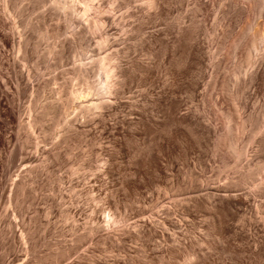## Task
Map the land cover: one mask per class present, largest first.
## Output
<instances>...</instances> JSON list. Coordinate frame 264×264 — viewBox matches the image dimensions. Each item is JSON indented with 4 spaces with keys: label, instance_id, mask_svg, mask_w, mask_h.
<instances>
[{
    "label": "rangeland",
    "instance_id": "374dc122",
    "mask_svg": "<svg viewBox=\"0 0 264 264\" xmlns=\"http://www.w3.org/2000/svg\"><path fill=\"white\" fill-rule=\"evenodd\" d=\"M131 1L95 0L97 2L96 4L100 3L104 16H109L114 19V23L106 25V29L110 41H116L113 46L114 49L119 48V57L120 61L124 64L123 66L128 69L134 66V63L135 66L137 63L140 64L135 67V70L129 72L128 80L126 79L121 86V94L110 96V101L115 104L113 108L104 109V123L98 122L101 119L99 116H93L94 121L90 123L91 127L88 126V119H84V122L83 119L79 121L78 124L82 128H79L78 132L84 130V134H74L69 143H63L59 148L62 153L61 158H50L46 164L43 150L44 147H50L52 150L50 143L54 140L45 141L44 131L51 124V120H47L43 115H40V119L37 116L39 113H43L42 105L46 104L48 97L54 95L52 101L58 103L62 101V97H67V92L72 89V86L74 88L79 86L78 80L71 78L74 77V66L83 64L84 62H91L92 59L89 57L91 53L87 54L86 57L88 59H82L80 61L70 51V49H76L80 45L84 47V43L78 41L80 37H74L76 41H72V37H68V39H62L60 37V43H58V40L56 41V35L58 33H64V27L66 25H64L62 13H54L50 4L46 6V9H48L46 11L44 7L39 5L38 0H0V264H43L40 258L46 256L51 249L54 250L56 247L65 249L68 253L54 264H86L88 261H90V264H95L96 262L106 264L108 261H104V257L100 255V251H104L106 247H108L106 249V255H120V257L127 255L131 259V261L128 260V264H136V260H144L143 247H140L142 246V242L135 238V229H137V224L140 221L143 219L145 221L152 219L149 222L152 223L153 220L157 222L161 217L165 216L160 207H167V205L173 207L177 201L188 197L189 194L187 193L198 190L202 185H213L216 188L220 184H225L228 179L237 178L240 169L245 170L248 165L250 167H256L259 161H263L264 163V140H261V136L253 137L257 124L256 121L264 111V63L262 64L263 67H260L258 70V72L261 71L260 73H263H258L262 78L260 77L261 79H259L258 75L257 80H255L256 82L253 83L254 85L252 84L253 86L251 85L249 88L245 86L246 83L241 75L242 70H244L243 64L245 63L244 54L246 50H240L239 47L238 50H233L237 48V45L232 42L229 43V46L231 44L230 47L228 46L229 49L227 48L219 54L221 56H218L220 65L217 68L209 64L210 61L208 62L206 60L208 56L205 55L206 59H204L205 56L202 55L206 63L204 61L203 66L197 65L194 67L197 71L194 69L196 74L191 76L187 73L188 66L185 63H188V57H185L188 54L185 51L188 50V44H190V41L187 40L188 33L186 31L187 25L191 21L190 15L194 13L197 28L195 32V36L197 33L196 40L192 43H195V45L202 44L205 47V51L213 53L217 49L221 33L235 19L238 9H240V16L243 17L246 14L244 10L245 0H234L236 2L232 1L231 6H229L230 4L226 6L227 13L223 25L217 26L220 30L218 28L216 29V25L211 17L213 12L211 11V1V3L209 2L204 5L201 0H197L198 2L196 0H162L160 2L162 4L158 6L159 8L145 7L146 4L140 0L138 2ZM240 1L244 6L242 3L240 4ZM200 5L203 7L201 8ZM190 10L194 11L190 13ZM256 16L252 17L251 15L253 22L254 19L256 21ZM146 17L149 18L147 19ZM28 21H31L36 27L34 29L28 27ZM119 21L125 23V28L119 25ZM85 25L86 21H84L82 27H85ZM46 27H48V41L38 40L44 39V35H40L39 37V35H35L34 33L46 31ZM99 38L97 36L93 40L92 37L88 38L90 39L92 51H98L96 49V39ZM47 47H50V49L58 47V51H54L48 57ZM76 51H80V49H76ZM106 51H112V48L110 49L108 47ZM103 53L104 51L100 54ZM241 55L244 57V60ZM256 57L258 64L261 60L259 56ZM144 66L147 67V71H144ZM198 68L202 70H198ZM236 74L238 78L235 77ZM208 80L209 83H207ZM127 82H129L128 85ZM80 83L82 82L80 81ZM193 84L194 86L196 85L195 89L197 88V90L194 89ZM59 89H62V95L56 94ZM133 101L134 103H132ZM178 105L179 107L177 108L176 106ZM70 109L74 111V114L69 116L73 119L78 108L75 109L74 105H71ZM181 115L188 118V121H186L188 123L185 122L186 124L183 123L177 126L169 125L173 117H180ZM142 116L144 119H142ZM195 117L198 119L196 120ZM34 118L38 119V123L40 124L36 125L33 131H31V135H29L27 130L23 128L24 125L20 127V123L22 121L26 123L29 120L30 123H34L32 121ZM122 118H124L123 120L126 119L125 121L128 120V122L131 121L134 123L135 121L137 124L132 127L123 125L120 123ZM190 118L192 121L194 118L193 124L189 121ZM139 119L144 121H140ZM145 120L146 123L148 122V125L151 121H159L163 126L158 129L159 131H154L155 128H152V130L146 126V123H144ZM196 121H198V125L195 126ZM199 121L202 122V125L204 123L203 127L199 125ZM189 122L191 126L188 125ZM152 124L151 122L149 126L153 127ZM208 125L211 126H209V129L211 130L212 128V132H206L209 130L205 126ZM199 126L202 127V130ZM104 127L108 131L110 129L111 132L109 131V135L112 134L115 137L112 135L103 136L101 133L104 132ZM88 129L91 131L88 132ZM183 129L187 131H185V134L183 133ZM130 131L134 133V143L131 142L133 139L128 136V133H131ZM122 132L123 135L121 134ZM181 132L183 133L182 135ZM178 133L182 137L184 135L183 139H186L181 140L182 137ZM177 136L178 138L180 137V140ZM252 137L254 141L251 142ZM118 138L128 144L122 149V152L120 149L113 147V141ZM123 138L128 139L124 141ZM244 146H246L247 155L239 158L237 152ZM127 147H131L130 151ZM100 148H104V150H98ZM107 149L112 152L114 150L118 152L117 154L114 151V160L112 161L114 165L108 160ZM165 149L166 151H164ZM93 150L94 153H92ZM151 155L160 157V159L158 158L159 162H161L159 165L164 167H162L163 177L152 166V168L150 167L149 160L150 157L151 159L153 157ZM116 158L117 160H115ZM84 159L89 160L93 165L98 167H106L108 164H111L108 166L117 169H113V173H115L111 176L114 177L110 178V175H103V179L101 180L89 177V183L86 184L83 179V174L80 173L82 175L80 179L75 175L72 176L69 171L70 164L74 163V167H76V165L82 164ZM138 159L139 161L141 159V161L139 162ZM116 161L119 164L122 163V166L117 165ZM147 161L149 162L150 169L148 168ZM87 168L88 166L86 170H88ZM119 169L122 170L123 174ZM129 169L131 170L129 171ZM123 170L127 171L128 174L126 175L127 172L125 173ZM130 172L132 175H129L131 174ZM88 173L92 175L93 171L88 170ZM117 173H121V176ZM135 173L137 174L135 175ZM138 174L140 175L138 176ZM147 176L148 179L151 178L148 184L151 185V182L153 183L148 187V184L144 185L148 182ZM137 177L144 186L139 183V179H136ZM152 178L154 179L153 181ZM60 179L61 183L59 182ZM104 180L110 183H102ZM129 180L136 181V184L139 183V186H137L138 189L142 190V193L137 189L136 194L134 193L135 197L134 194H130V192L128 194L127 191L122 190L124 183ZM158 180H160L162 185L159 184ZM157 181V186H155ZM173 181L180 185L182 191L178 189L165 190ZM117 182L118 184L121 183L119 185L122 186L119 187ZM164 182L167 184H163ZM102 184H108V186L115 185V192L118 195L114 193L113 198L118 199L119 204H123L120 205L121 209H118L119 212H117L118 210H110L105 205L104 198L107 196L105 194H109V192L102 190L104 189ZM116 186L118 187L116 188ZM141 186L145 188L142 187V189ZM88 187H94L96 189L93 192V196L96 195L94 197L97 202H92L86 193L87 190L85 189H88ZM249 187L245 188V191L244 189L243 191L236 189L235 192L245 194L249 190ZM61 188L62 192H60ZM120 190L124 191V193ZM72 191H76V193H72ZM120 193L122 195L126 194V197H124L126 200L123 196H120L121 198L119 197ZM251 193L253 192L251 191ZM137 194H140L141 197L145 196V198L141 199L140 195ZM200 194L202 195V193ZM263 194L264 191L261 193L258 192L255 196V202H258L256 204H259L262 210H264ZM178 195L179 197H177ZM152 196H156L155 199L151 198ZM196 196L198 197V195ZM196 196L193 195V197ZM71 200L74 201L73 204H69ZM140 200L144 202H140ZM157 200L160 203L159 206L155 205ZM124 203L127 204L125 205ZM184 203L178 207L179 210L181 209L179 214L183 215V219L179 217V214L175 215L174 219L179 226L178 229L181 231L179 230L178 232L176 228L174 231L169 230L168 233L170 235L174 233L171 236L176 237V234L178 236V233L181 232L183 235L186 234L185 236L188 238L206 235L210 222H212L209 221V219L212 220V217H210L208 208L204 206L202 207L203 209L200 208L201 211L199 209L194 214L189 215L186 214L183 207L187 203L189 204V199ZM52 205L50 215H44V210ZM131 205L134 206V209ZM68 207L75 211V215L73 213L74 222L72 220H70L72 222H66L64 219H58L60 209L66 210ZM124 208H128V214L131 213L129 216L130 219L122 220V216L125 214ZM140 208H147L148 213L145 216L134 214ZM94 213L99 215H102V213H108V215L115 214L116 217H121V219L112 221L108 229H100L92 236L86 235L87 231H84L83 227H78L76 233H74V239L82 242H79L74 247V250L70 251V245H72L69 241L70 235H66V229L62 225H73V223L76 225V221L80 223V221L87 219V217H90ZM251 213L252 216L244 212H240L236 217L228 216L229 219H226V223H229L228 229L230 232L227 239L221 240L218 238L221 247L220 250L211 249V246H209L210 243L201 245L199 248L202 250V252L200 250V257L204 260L200 259V264H205L202 263L203 261H206V264H214V262L215 264H264V224L253 210H251ZM245 216H251L249 223L250 232L253 235L252 239H248L245 233L241 232L243 225L240 224L243 223ZM32 224L37 229H34ZM28 225L32 227L30 232L32 231L34 237H36V247H30V243H26V239H24V233L22 231H24L25 227L28 229ZM90 225H96V222H92L90 219ZM150 226L148 227H152V229L153 227L160 229L154 223ZM84 227H86V223H84ZM117 227H124V233H126L127 237L132 235L131 237L133 238L134 236L135 238L132 239L129 236L130 238L128 237V239L130 240L125 241L123 244L120 243V249L122 248L120 252L113 250L116 246L114 244L117 243L116 240L120 237V233L116 231ZM239 231L241 234H236ZM240 235H243L247 240L245 239L243 241L244 238L242 239L243 236ZM42 239H46V241H42ZM64 239H66V245H64ZM156 240L159 241V239H155L153 241L154 243L152 242L154 246L157 244ZM222 245H231V248L237 254L220 252L222 251ZM96 249H100V251H96ZM128 257L127 259H129ZM207 257H210L213 263ZM110 261L112 260L110 259Z\"/></svg>",
    "mask_w": 264,
    "mask_h": 264
},
{
    "label": "bare ground",
    "instance_id": "6f19581e",
    "mask_svg": "<svg viewBox=\"0 0 264 264\" xmlns=\"http://www.w3.org/2000/svg\"><path fill=\"white\" fill-rule=\"evenodd\" d=\"M38 1H39V5L41 7H44V9H46V6L48 4H50V7L54 10V13H62V17L64 18V25H66V27H64V33H58V35H56V41L58 40V43H60V37H62V39H68V37H72V41H76V39H74V37H80V39H78V41H80V43H84V47H82V45H80V47H76V49H80V51H76V49H70V51H72V53H74V55H76V57H78V59H80V61H82V59H88V57H86L88 53H91V55L89 57H90V59H92L91 62H84L83 64H79V65L74 66V70H73L74 71V77H71V78L72 79L75 78L78 80V85H79L78 87H80V88L78 89V87L74 88V86H72V89H70L67 92V97H62V101H60L58 103H56L55 101H52V97H54V95H52V97H48L46 99V101H47L46 104L42 105L43 113H39L37 116L38 119H40V115H43L44 117H46L47 120H51V124L44 131V140L45 141H47V140L53 141L54 140L52 143H50L52 150L50 147H44V150H43V153L45 154V156H44L45 160L44 161H46V164H47V162L49 161L50 158H55V159L61 158L62 153L59 150V148L61 147V145L63 143H66V144L69 143V141L72 139L74 134H76V135L84 134V130H82L81 132H78L79 128H82L78 124L79 121H82V119H83V122H84V119H88V123H89L88 126H90V123L92 121H94V117L99 116L102 120L100 119L99 121L98 120L97 121L99 123H104L103 122L104 121V119H103L104 109L113 108V106L115 104L112 101H110V99H109L110 96L111 95L117 96V95L121 94L120 93L121 86L123 85V83L125 82L126 79L128 80L127 77L129 76V72L130 71L132 72L133 70H135V67L140 63H137L136 66L134 63V66L130 65L131 67L128 69L125 68V66H123L124 64L122 63V61H120V57H119V55H120V51H118L119 48L114 49V46H113L116 41H114V42L110 41V39L108 37V31L106 29V25H109V23L110 24L114 23V19L109 17V16H104L103 11L100 7V3L96 4L97 2H95V0H38ZM140 1H142V3L146 4L145 7L148 6L150 8H155V7L159 6V4L162 0H140ZM201 1L204 3V5L208 4L210 1L212 2V5H211L212 10L211 11H213V12H212L211 17H212V20H213L214 24L216 25V29H217L219 26L223 25V21L225 19V15L227 13L226 6H228L229 4H230L229 6H231L232 1H234V0H213V1L212 0H201ZM134 2H138V0H134ZM234 2H236V1H234ZM128 3H129V1H128ZM203 3H201V4L203 5ZM241 3L242 2L240 1V4ZM245 3H246L245 6L243 5V3H242V5L245 7L244 10H245L246 14H244V13L243 14L246 16L244 17V15H243L244 18L242 16H240L241 15L240 9H238L237 16L235 17V19L231 23H229L227 25L226 30L221 33L220 41L218 43L217 49L213 53L205 51V47L202 46V44L199 45L198 43H196L198 45H195V43L194 44L192 43L196 40L197 33L195 36V32H196L197 28H196V23H195L196 18H194L195 17L194 13L192 15H190L192 17V18L190 17L191 21L187 25V28L185 27L188 34L183 30L187 34V38H188L187 40L190 41V44H188L189 46L187 45L188 50H186L187 46L185 49L186 50L185 52L188 54L185 56V57H188V63L185 62L187 64L186 66H188L187 67L188 68L187 73H189L191 76H194L196 74L195 71H197L194 67H196L197 65L204 64V61H205L204 59H206V56H208L206 60H208V62L210 61L209 64H211L217 68L220 65V60L218 58L221 56L219 54H221L224 50H226L229 46V43L232 42V43L237 45V48L233 49V50H238V47L240 50H246V53L244 54L245 55V63L244 64L242 63L244 65V70H242V72H241V75L244 78V82L246 83L245 86L247 88H249L254 82H256L255 80H257V78H258V75H259L258 73L261 72V71L258 72V70L260 67H263L262 64L264 63V0H245ZM234 5H236V4H234ZM202 7L203 6H201V8ZM237 7H238V5H237ZM52 9H50V11H52ZM193 9H195V8H193ZM242 10H243V8H242ZM46 11H48V9H46ZM192 11H194V10H192ZM192 11L190 10V13ZM253 14H256L257 16L253 15ZM196 15H198V14H196ZM251 15H252V17L256 16L258 19L255 17L256 21L254 19V22H253L252 21L253 18L251 17ZM150 19H153V18H150ZM84 21H86V25H85V27H82V25H84ZM147 21H149V20H147ZM50 23H52V21H50ZM119 25H121L124 28L126 26L125 23L122 21H119ZM27 26L30 27L31 29H34V27H36L35 25H33L31 23V21L27 22ZM184 26H186V25H184ZM201 28H203V27H201ZM129 29H130V27H129ZM200 30H202V29H200ZM79 33H80V35H78ZM34 34L39 35V37H40V35H44V39H38V40L48 41V37H49L48 27H46V31H40V33H34ZM124 34L126 35V33H124ZM95 36H97V38L100 37L99 39H96V49H98V51H92V47H90V39H88L89 37H92V40H93V38ZM179 44H181V43H179ZM234 44H233V46H234ZM177 45H175V46H177ZM230 46H231V44H230ZM108 47L110 49L112 48V51H106V49H108ZM115 47H116V45H115ZM20 48H21V46H20ZM46 49H48V57H50V55H52V53H54V51H58V47H54V49H50V47H47ZM102 51H104V53H103L104 55L100 54V53H102ZM175 54H176V52H175ZM232 54H233V52H232ZM183 55H185V54H183ZM202 55H204V56L206 55L205 58L203 57L204 59L202 58ZM256 56H259L260 58L259 57L258 58L261 60L258 62V64L256 62V59H257ZM48 57H45V58H48ZM185 57H184V59H186ZM241 57H242V55H241ZM243 58L244 57H242V59ZM243 60H241V61H243ZM205 63H206V61H205ZM173 64H174V62H173ZM199 68H198V70H202ZM201 68H203V67H201ZM143 69H144V71L145 70L147 71L146 66H144ZM148 69H150V68H148ZM194 69H195V71H194ZM211 69H213V67H211ZM242 69H243V67H242ZM141 71H143V70H141ZM140 73H142V72H140ZM233 73H235V72H233ZM134 74H136V73H134ZM260 74H263V73H260ZM97 76H99V77H97ZM235 77H237V74ZM260 77L261 76L259 75V79L262 78V77L261 78ZM130 78H132V77H130ZM195 78H196V76H195ZM237 78H236V80H237ZM134 79H135V77H134ZM193 79H191V80H193ZM71 80H70V85H71ZM80 81L82 83H80ZM191 82H193V81H191ZM128 83L129 82H127V85H128ZM194 83H196V82H194ZM207 83H209V80ZM193 86H194V84H193ZM195 86H194V89H195ZM197 86L199 87V85H197ZM195 90H197V88ZM240 92L242 93L241 90H240ZM56 94L62 95V89H59L56 92ZM132 103H134V101ZM173 104L177 105L176 103H173ZM71 105H74L75 109L78 108V109H76L77 113L74 115L73 119H71L69 117L70 115L74 114V111H72V109H70ZM169 105H171V104H169ZM176 107L178 108L179 105ZM174 111H175V109H174ZM171 112H173V111H171ZM181 116H180L181 118L178 116H177L178 118L173 117L171 119L170 124L169 123L168 124L177 126V125H181V124L185 123L186 121H188V118L186 116L185 117H183V115H181ZM188 117H190V116H188ZM38 119H36V118L32 119V121H34V123H30V120H29L28 122H26L28 124L24 123V121H22V119H20V121H22V123H20V127H22V125H24L23 128L27 130L29 135H31V131H33V128L36 125L40 124V123H38ZM97 119H98V117H97ZM123 119L124 118H122V121L120 119V121H121L120 123H122L123 125H128V126L132 127L135 124H137L134 120H132V121H134V123H133L131 121L128 122V120L125 121L126 119L125 120H123ZM142 119H144V117ZM195 119L197 120L198 118L195 117ZM139 120L144 121L141 119H139ZM189 121H191V123H192L194 121V118H193V121L191 118L189 119ZM263 121H264V111H263V113H261V116L256 121L257 124H256V128H255L254 134H253V137L261 136L260 137L261 140H264V122ZM151 122L153 123L152 124L153 127L149 126ZM151 122L148 125V122L146 123V120H145L144 123H146V126H148L150 129L155 128L154 131L160 129V127L163 126V124H161L159 121L158 122L151 121ZM200 122L201 121H199V125H201L203 127L204 123L202 125V122L201 123ZM118 123H116V124H118ZM139 123L141 124V122H139ZM186 123H188V122H186ZM207 124H209V123H207ZM207 124H205V125H207ZM188 125L191 126L190 122ZM196 125H198V121L195 122V126ZM209 126L210 125L205 126V127H208L207 130H209L206 132H212L211 131L212 128L210 130L209 128L211 126L210 127ZM18 127H19V125H18ZM131 127H129V128H131ZM199 127H197V128H199ZM202 127H200V129ZM133 129H134V127H133ZM87 131L90 132L91 130L88 129ZM109 131H110V129H109ZM109 131H108V129H106L104 127V132L101 134L103 136L104 135L107 136V135H109ZM172 131L174 132V130H172ZM185 131L186 130H184V132L183 131L182 132L185 134L187 132V131L186 132ZM182 132H181V135L183 134ZM121 134L123 135V132ZM174 134H176V133L174 132ZM111 135L112 134H110L109 136H111ZM178 135L181 136L179 133H178ZM128 136H130L131 139H133L134 133H132V132L128 133ZM113 137H115V136H113ZM123 137H126V136H123ZM137 137H139V136H137ZM183 137H184V135H183ZM183 137L181 140L186 139V138L183 139ZM186 137H187V134H186ZM221 137H222V135H221ZM253 137L250 140L251 142L254 141ZM172 138H173V136H172ZM177 138H178V136H177ZM219 138H220V136H219ZM123 139H124V141L127 140L125 138H123ZM178 139L180 140V137ZM129 140H130V138H129ZM133 141H135V139H133L131 142H133ZM157 141H158V138H157ZM131 142H130V144H132ZM170 142H171V140H170ZM178 142H180V141H178ZM259 142H260V140H259ZM113 143H114L113 147H116L115 149H120L121 152L123 151L122 149L128 145V144L124 143L122 140H120L119 138L115 139L113 141ZM127 143H128V141H127ZM167 143H169V142L167 141ZM183 143H185V142L183 141ZM163 145H165V144H163ZM131 147L133 148V146H131ZM131 147H129V148L127 147L129 149V151H130ZM160 148H162V147H160ZM182 149H184V148H182ZM187 149H188V146H187ZM98 150L103 151L104 148H100ZM125 150H127V149L125 148ZM107 151H108V157H109L108 160H109V162L111 161V163H112V161L114 160V151L115 150L112 152L111 150L107 149ZM164 151H166V149ZM92 153H94V150L92 151ZM116 153L118 154V152H116ZM237 153H238L237 155L239 158L246 156L247 155L246 146L242 147ZM166 154H167V152H166ZM169 154H170V152H169ZM116 156H118V155H116ZM151 156H153V155H151ZM158 158L160 159V157H157L155 155L152 157V159L150 157V160H149V157H148V160L150 161V163L147 161V164L148 163L151 164L150 167L152 166L156 170V172L158 171L157 173H159L161 175L164 167L159 165V163L161 164V162H159ZM85 160L86 159L83 160L82 164L76 165V167H78V168L74 167V163L70 164L69 171H70V174L72 176L75 175L76 177H78V179H80V177H82V175H80V173L83 174L84 175L83 179L85 180L86 184L89 183V181H88L89 177H91L92 179L96 178V179H100V180L103 179V177H102L103 175H110L109 176L110 178L114 177L111 175L112 174L114 175L115 172L113 173V169H115V168H111V166H108V165H111V164H108V162H107L108 165L106 164L107 165L106 167H98L96 165H93L89 160H86V161ZM115 160H117V158ZM138 161H139V159H138ZM140 161H141V159H140ZM76 163H78V161H76ZM116 163H117V161H116ZM257 163H259V164L256 165V167H250V165H248V167L245 170L240 169V172H239V175L237 178L235 177V178L228 179L225 184H223V185L220 184L222 186L218 185V187L214 188L213 185H210V186H205V185L203 186L202 185L199 187L198 190H193L192 193H187V194H189V196L186 198H182L179 201H177V203H175V205H173V207L171 205H167V207H160V209H162L161 211H163L162 212L163 215H165V216L161 217L160 220L157 219L158 220L157 222H154V220L152 222V223L156 224L160 229H157L154 227L152 229V227H151L152 223L149 222V221H152V219H150V217H152V215H150V217H148V219H150L149 221L148 220L145 221L142 218L143 220L140 221V223L137 222L138 224H137V229H135L136 230V232H135L136 237L135 238L142 242V246H140V247H143V252H144L143 258H144V260H142V261L136 260L134 257V259L136 260V264H200L201 260H204V259H201V257H200L201 256V253H200L201 249H199V248L201 247V245H203L204 243H210L209 246H211V249L220 250L221 247H220V243L218 242L219 241L218 238L221 240L225 239V238L227 239L229 232H230L228 229L229 223L228 224L226 223V219H229L228 216L236 217L240 212H244L245 214H248V215L250 214L252 216L251 210H253V212H255L258 215L257 217L260 219V221H262V223L264 224V210H262L259 207V204H256L258 202H255V196L258 194V192L261 193L264 191V163H263V161H259ZM118 164L119 163H117V165ZM149 164H148V168H149ZM85 165H86V167L88 166V168H87L88 170L93 171L92 175H90V173H88V170H86ZM119 165L122 166V163H120ZM122 168L124 169V167H122ZM128 168H126V169L128 170ZM115 170H117V169H115ZM119 170H121V169H119ZM130 170L131 169H129V171ZM138 171H139V169H138ZM138 171L136 170L137 173H138ZM142 171H144V170H142ZM124 172L126 173L127 171H124ZM121 173H122V170H121ZM137 173H135V175ZM120 174H118V175H120ZM127 174H128V172L126 173V175ZM129 175H132V173ZM139 175L140 174H138V176ZM175 175H174V177H175ZM145 176H146V174H145ZM154 176H156V175H154ZM143 177H144V175H143ZM162 177H163V174H162ZM121 178H120V180H121ZM129 178H130V176H129ZM153 178H152V181L154 180ZM136 179H139V178L137 177ZM147 179H148V176H147ZM147 179H146V181H147ZM150 179H148V182H146L144 185H147L149 183ZM163 179H162V181H163ZM105 181L106 180L102 181V183L103 182L104 183H110V182H107V181L105 182ZM110 181L112 182L111 179H110ZM140 181L141 180L139 179V183H140ZM158 181H159V184L162 185V183H160V180H158ZM158 181L155 183V186H157L156 184L158 183ZM174 181L172 182V184L170 186L167 185L168 187L166 186L167 188L165 187L166 188L165 190L178 189L179 191H182V189L180 188V185L176 184ZM189 181H191V179H189ZM59 182L61 183V179L59 180ZM113 182H114V179H113ZM135 182L130 181V180L128 182L126 181V183H124V185L122 187L123 188L122 190L127 191L128 194H129V192H130V194L131 193L136 194L139 183H138V181H137L138 184H136ZM165 183L166 182H164L163 184H165ZM170 183H168V184H170ZM117 184H118V182H117ZM119 184H121V183H119ZM152 184L153 183L151 182V185ZM111 185H112V183H111ZM141 185H143V184H141ZM151 185L148 184L147 187L151 186ZM21 186H23V185L21 184ZM103 186H104V189H102V190H104L105 192L106 191L109 192V194L108 193L105 194V195H107L104 198L105 205H107L108 209L117 211L120 208V205H123V204H119V202L117 201L118 199L116 200L113 198L114 193L117 194L115 192V190H116L115 187L114 186H108V184L107 185L102 184V187ZM120 186H122V185H119V187ZM143 186H141V188ZM249 186H252V187H249ZM117 187L118 186H116V188ZM247 187H249V190L246 191L247 193L244 192L245 194H243V193L238 194L237 192H235L236 189H239V190L241 189L242 191L244 189V191H245V188H247ZM143 188H145V187H143ZM162 188H164V187H162ZM119 189H121V188H119ZM85 190H87L86 193L89 195L92 202H97L96 198L94 197L96 195L93 196V192L96 189L94 187H88V189H85ZM122 190H120V191L124 193V191H122ZM139 190L140 189H138V191ZM165 190H164V192L167 193V191H165ZM251 191L253 193H251ZM60 192H62V188H61ZM72 193H76V191H72ZM72 193H70V195H72ZM140 193H142V190H140ZM200 193H202V195ZM120 194H119V197L120 196H123V198L126 197V194H124L125 196L122 195V193H120ZM135 194H134V196H135ZM192 194L194 196L198 195V197L197 196L193 197ZM137 195H140V194H137ZM199 195H201V196L199 197ZM244 195H246V196H244ZM156 196H158V195H156ZM156 196H154V197L152 196L151 198L155 199ZM263 196H264V194H263ZM140 197H141V195H140ZM177 197H179V195ZM143 198H145V196L141 197V199H143ZM252 198H253V202H252ZM124 199L126 200V198H124ZM146 199H148V198H146ZM188 199H189V204L187 203V205H184V206L182 205L184 207V211L186 212V214L192 215V214H194V212H197L200 208H202L204 206H206L208 208L210 217H212V220L209 219V221H212V222H210V226L208 227V232L206 233V235H203L200 237L188 238L187 236H185L186 234L183 235L181 232L178 233V236H177L176 231H175L176 237L171 236L172 234L174 235V233H172L170 235L168 233V231L169 230L174 231L176 228L177 229L179 228L176 221H174L175 215H178L179 212H181L180 211L181 209L179 210L178 207L181 206V204H183L185 201L187 202ZM132 200H133V198H132ZM127 201H130V200H127ZM142 201L143 200H140V202H142ZM121 202H122V200H121ZM73 203H74L73 200H71L69 202V204H73ZM155 205H157V206L160 205L158 200H157V203ZM127 206H130V205H127ZM131 206H133V205H131ZM52 207H53V205L48 206L44 210L45 211L44 215L49 216L51 213ZM107 208H105L106 211H108ZM127 209L128 208H124L125 214H124V216H122L123 217L122 220L130 219L129 216L131 213L128 214ZM133 209H134V206H133ZM133 211H132V213H133ZM200 211H201V209H200ZM74 212H75L74 209L71 210V208H69V207L66 210L60 209V212L58 213V219H64L66 222H69L70 220H72L74 222V215H75ZM117 212H119V210ZM73 213H74V215H73ZM147 213H148L147 208H140L134 214L145 216ZM88 215H90V213H88ZM119 216H120V213H119ZM170 216H171V218H170ZM251 216H249V217L245 216L243 218V223L240 224V225H243V230L242 231L240 230V231L242 233H245V236L248 239L253 238V235L250 232V223H249ZM179 217H181V219H183V215L179 214ZM90 219L92 222H96V225H90ZM118 219H121V217H116L115 214L114 215H108V213H102V215H99L97 213L96 214L94 213L90 217H87V219H83L82 221H80V223H78V221H76V225H74V223H73V225H62V227H64V229H66V235H70L69 241H70V243H72V245H70V251L74 250V247H76V245L79 242H82V241H78V239H74V233H76V229H78V227H83L84 231H87L86 235L92 236L94 233H96L100 229H108L111 226V222L112 221H118ZM72 221H70V222H72ZM84 223H86V227H84ZM226 224L228 227L226 226ZM148 226H150L151 228H149ZM32 227H34V229H37V227L33 224H32ZM32 227H30V225H28V229H26V227H25V229H24V231H22V233H24V239H26V243H30V247H36V243H37L35 240L36 237H34V233H32V231L30 232V229H32ZM112 227H113V225H112ZM135 228H136V223H135ZM179 230L180 229H178V232H179ZM116 231H118V233H120V237H118V239L116 240L117 243L114 244V245H116L115 247L112 245V243H110V245H112L114 247V249L112 248L114 251L120 252V250L122 249V248L120 249V247H121L120 243L123 244L125 241L130 240V239H128V237L129 236L131 237L132 235H129L127 237L126 233H124V227H117ZM240 231H239V233H236V234H241ZM231 232H233V231H231ZM118 233H116V235H118ZM124 235H126V236H124ZM240 236H243V235H240ZM240 236H238V237H240ZM135 238L133 236L132 239H135ZM155 239H159V241L156 240L157 244L154 246L152 244V242L155 241ZM242 239L244 241L246 238L243 236ZM42 241H46V239H42ZM108 241H110V239H108ZM252 241H254V240H252ZM32 243H34V245H32ZM64 245H66V239H64ZM106 249H108V247H106ZM106 249H104V251H100V249H96V251H100V255H102V257H104V261H108V263H110V264H128V260L131 261L130 257H128L127 255H124L121 257H120V255H106ZM40 251H42V250H40ZM201 252H202V250H201ZM220 252H225L227 254L228 253L229 254L230 253L231 254H234V253L237 254L236 251H234L231 248V245H224V246L222 245V251H220ZM67 253H68V251H66L65 249H59L58 247H56L54 250L51 249V251L48 254H46V256L41 257L40 260L43 261V264L44 263H46V264L47 263H49V264L53 263L54 264L60 258H63L64 256H66ZM225 253H222V254H225ZM240 253H242V252H240ZM245 253H246V251H245ZM126 256L129 259H127ZM207 258L210 259V257H207ZM110 259L112 261H110ZM210 260H212V259H210ZM210 260H209V262H210ZM92 263H94V261H92ZM108 263H106V264H108ZM202 263L206 264V261H203ZM212 263H213V260H212ZM86 264H90V261H88V263H86ZM95 264H99V262H96ZM207 264H209V263H207ZM214 264H215V262H214Z\"/></svg>",
    "mask_w": 264,
    "mask_h": 264
}]
</instances>
